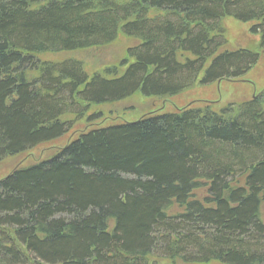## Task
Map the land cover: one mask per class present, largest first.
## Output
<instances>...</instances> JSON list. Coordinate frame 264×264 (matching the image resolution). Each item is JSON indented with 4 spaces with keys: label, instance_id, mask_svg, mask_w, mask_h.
<instances>
[{
    "label": "trees",
    "instance_id": "1",
    "mask_svg": "<svg viewBox=\"0 0 264 264\" xmlns=\"http://www.w3.org/2000/svg\"><path fill=\"white\" fill-rule=\"evenodd\" d=\"M225 18L264 47V0H0V162L62 142L0 179V264H264V88L217 112L94 113L244 75L258 55L223 50ZM119 36L135 45L98 73L40 59Z\"/></svg>",
    "mask_w": 264,
    "mask_h": 264
},
{
    "label": "rangeland",
    "instance_id": "2",
    "mask_svg": "<svg viewBox=\"0 0 264 264\" xmlns=\"http://www.w3.org/2000/svg\"><path fill=\"white\" fill-rule=\"evenodd\" d=\"M222 25L226 40L223 50L244 49L258 55L256 64L244 75L235 80L212 82L206 85L196 82L194 86L179 95L165 99L145 98L137 94L114 106L95 109L94 113L99 112L106 119L104 123L121 124L135 121L147 113H173L192 105L202 107L214 104L212 110L217 112L228 104H239L256 98L264 88V47L260 48L259 37L249 32L252 23L242 24L231 18H225ZM134 45V42L119 36L114 43L107 46L72 53L47 54L41 56L40 59L47 62L73 59L82 63L84 71L90 75L108 67H117L125 58L126 50ZM83 124L82 122L76 124L71 131L72 134H68L66 139L68 140L71 135L74 136L84 129ZM61 143L59 141L41 145L21 156L2 160L0 162V179L15 167L29 166L55 154L61 148ZM204 196L205 190L203 189L195 192L196 199H201ZM178 212L179 209L173 207L169 213L176 214ZM175 264L185 263L176 262Z\"/></svg>",
    "mask_w": 264,
    "mask_h": 264
}]
</instances>
